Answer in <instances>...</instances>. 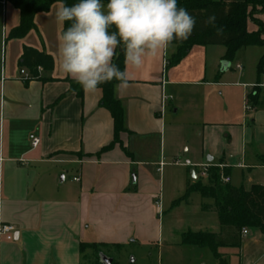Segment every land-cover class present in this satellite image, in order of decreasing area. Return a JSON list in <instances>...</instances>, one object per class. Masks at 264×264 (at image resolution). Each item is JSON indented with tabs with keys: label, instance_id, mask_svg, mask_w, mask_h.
<instances>
[{
	"label": "crops",
	"instance_id": "obj_1",
	"mask_svg": "<svg viewBox=\"0 0 264 264\" xmlns=\"http://www.w3.org/2000/svg\"><path fill=\"white\" fill-rule=\"evenodd\" d=\"M60 3L35 15L36 30L9 38L20 12L0 0V224L16 228L13 241L0 242V264H82V244L116 247L145 238L157 201L162 210L161 183L151 170L158 164L182 169L185 191L184 169L195 182L205 179V166L228 169L236 188L264 186V109L245 110L254 87L264 99V73L257 74L263 47H247L227 62L226 47L196 46L172 65V45L139 69L129 65L131 86L114 89L128 132L121 146L96 156L113 141L114 122L100 105L101 89L79 97L59 70L57 36L67 25L55 18ZM260 17L264 22V12ZM258 30L248 24L249 32ZM24 47L51 56L54 70L25 81ZM249 58L255 67L248 71ZM33 138L40 140L36 148ZM211 202L208 211L201 202L210 227L191 232H220ZM247 231L239 248H219V259L201 255L199 264H264V234Z\"/></svg>",
	"mask_w": 264,
	"mask_h": 264
},
{
	"label": "trees",
	"instance_id": "obj_2",
	"mask_svg": "<svg viewBox=\"0 0 264 264\" xmlns=\"http://www.w3.org/2000/svg\"><path fill=\"white\" fill-rule=\"evenodd\" d=\"M20 12V24L12 30L9 38H23L32 30H36L34 17L38 13H47L56 2L68 6L78 0H6ZM106 5L108 0H101ZM178 7H184L196 17L197 24L192 35L183 42L174 41L177 50L172 57L171 64L181 62L196 46H224L227 48L224 60L231 62L238 52L247 47L264 48V23L255 19V14L264 12V0H177ZM209 15H215L213 25H206L204 21ZM255 23L261 28L256 32L248 31V24ZM68 26V22L66 28ZM114 63L124 70V54L118 49ZM20 67L28 72L30 80L39 79L38 69L52 72L55 64L51 56L44 52L24 47L20 59ZM264 73V56L261 58L257 74ZM27 81V82H28ZM117 81L102 84L98 87L103 92L100 101L101 107L105 108L114 122L113 141L104 147L96 156L110 151L120 145L121 133L128 132L125 125V114L121 102L116 99L114 89ZM71 91L79 97L83 95V88L76 82L70 81ZM247 103L255 109H264L263 92L259 87H254L247 96ZM128 153V152H127ZM129 154V153H128ZM81 156V154H75ZM91 157V156H85ZM264 163V161H263ZM222 177L229 178L228 169L221 170L219 167H210L205 179H197L187 183L185 199L193 194H199L203 200H210L218 215L220 232H186L182 235L183 246L206 248L219 259V248H239L242 242L243 229H258L264 234V186L253 185L250 190L244 187H234L230 183H224ZM212 207L204 204V211ZM103 244H82L81 253L87 248ZM223 262V261H222ZM114 264V260H113ZM117 264V263H115ZM224 264V263H223Z\"/></svg>",
	"mask_w": 264,
	"mask_h": 264
},
{
	"label": "clouds",
	"instance_id": "obj_3",
	"mask_svg": "<svg viewBox=\"0 0 264 264\" xmlns=\"http://www.w3.org/2000/svg\"><path fill=\"white\" fill-rule=\"evenodd\" d=\"M55 18L61 26L68 22L57 36L59 70L85 92L114 80L118 92L128 89L129 65L139 69L149 56L187 40L197 24L177 0H108L106 5L78 0L71 6L60 3ZM216 19L209 15L204 23L213 25ZM117 49L123 50L124 70L114 63Z\"/></svg>",
	"mask_w": 264,
	"mask_h": 264
},
{
	"label": "rangeland",
	"instance_id": "obj_4",
	"mask_svg": "<svg viewBox=\"0 0 264 264\" xmlns=\"http://www.w3.org/2000/svg\"><path fill=\"white\" fill-rule=\"evenodd\" d=\"M260 15L255 14V19L264 23ZM255 25L261 29L259 25ZM257 50L264 51L260 48ZM253 67H255L253 60L249 58L246 69L253 70ZM157 156L158 152L155 154V157ZM157 161L159 163V160ZM160 166L161 164H158V167L154 166L151 170L155 179L161 183L162 191L159 198L162 200V210L155 208L154 221L148 224L146 237L134 236V241L122 246L87 248L82 264H101L100 254L112 258L114 264H199L201 255L205 261L212 258L211 251L206 248L193 253L190 251L191 247L181 244L184 233L196 231L198 227H210L211 220H207L206 213L201 210V202L209 204L210 201L203 200L199 194L192 195L187 201L185 186L184 184L180 186L182 169ZM157 168L161 170L157 171ZM184 172L188 180L193 178V174H188L187 169H184ZM233 183V185L238 183L236 178Z\"/></svg>",
	"mask_w": 264,
	"mask_h": 264
},
{
	"label": "built area",
	"instance_id": "obj_5",
	"mask_svg": "<svg viewBox=\"0 0 264 264\" xmlns=\"http://www.w3.org/2000/svg\"><path fill=\"white\" fill-rule=\"evenodd\" d=\"M239 68H241L239 66ZM38 72H42V69H38ZM20 74L22 76V78L25 80V81H28L30 80V75L28 74V72L24 69H21L20 71ZM245 110L249 111L250 110V105L246 102L245 104ZM40 144V140L38 138H33L32 140V146L33 148H36L38 147ZM175 164H179V162H175ZM210 168V166H205L203 168V173H202V177L206 178L207 177V170ZM74 181H79V179H74ZM222 181L224 183H230V179L228 177H222ZM156 207L157 209H161V203L160 201H157L156 202ZM16 232V228L15 226H12V225H7V224H0V242L2 241H13L14 240V233ZM243 235H247L248 234V231L247 229H243L242 231Z\"/></svg>",
	"mask_w": 264,
	"mask_h": 264
},
{
	"label": "water",
	"instance_id": "obj_6",
	"mask_svg": "<svg viewBox=\"0 0 264 264\" xmlns=\"http://www.w3.org/2000/svg\"><path fill=\"white\" fill-rule=\"evenodd\" d=\"M193 178H196V176L193 175ZM99 260L101 264H113V259L104 254L99 255Z\"/></svg>",
	"mask_w": 264,
	"mask_h": 264
}]
</instances>
